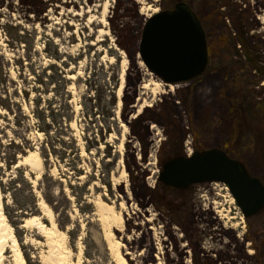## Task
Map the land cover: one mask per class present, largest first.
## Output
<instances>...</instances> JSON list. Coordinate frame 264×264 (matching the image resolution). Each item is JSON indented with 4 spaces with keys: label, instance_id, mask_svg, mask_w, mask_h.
<instances>
[{
    "label": "rangeland",
    "instance_id": "1",
    "mask_svg": "<svg viewBox=\"0 0 264 264\" xmlns=\"http://www.w3.org/2000/svg\"><path fill=\"white\" fill-rule=\"evenodd\" d=\"M179 2L206 30L210 64L172 97L153 95L141 88L151 74L134 69L147 20L140 12L152 16ZM50 65L70 80L74 116L62 121L63 91L43 95L52 101L43 103L46 135L32 88L33 73ZM141 99L152 107L134 118ZM0 100L14 112L0 106L4 212L26 264H46L44 256L47 264H120L126 249L116 243L128 248L136 231L127 212L145 204L164 239L161 264H264V211L246 219L222 183L183 191L159 180L167 160L218 148L264 182V0H0ZM52 108L64 113L61 121ZM27 156L34 166L23 163ZM206 208L216 218L222 212L219 225L204 227ZM35 217L48 228L56 223L58 234L22 227ZM135 247H151L148 264L158 263L153 235Z\"/></svg>",
    "mask_w": 264,
    "mask_h": 264
},
{
    "label": "water",
    "instance_id": "2",
    "mask_svg": "<svg viewBox=\"0 0 264 264\" xmlns=\"http://www.w3.org/2000/svg\"><path fill=\"white\" fill-rule=\"evenodd\" d=\"M138 54L149 72L165 85L179 86L198 79L210 64L205 30L184 2L145 21ZM159 180L180 190L198 184L222 183L228 186L246 219L264 211L263 182L243 162L222 149L194 151L169 159Z\"/></svg>",
    "mask_w": 264,
    "mask_h": 264
},
{
    "label": "bare ground",
    "instance_id": "3",
    "mask_svg": "<svg viewBox=\"0 0 264 264\" xmlns=\"http://www.w3.org/2000/svg\"><path fill=\"white\" fill-rule=\"evenodd\" d=\"M106 11H107V8L105 7L104 13ZM140 13L146 16V19H148L151 16L146 13H142V12ZM156 13H158V10H155L153 12V15ZM101 23H106V20L103 18ZM121 53L123 54V52ZM124 63L126 65L128 64V60L126 58H124ZM136 68L139 70V72L141 71L140 75L144 74L142 73V71L148 72L149 75L151 74L148 71V69L145 68V64L139 58V56H137V59L134 65V69ZM125 76H126L125 72H123L122 81L124 83L126 80ZM151 77L153 78L151 82L142 85L141 88L144 91H148L153 95H158V96H163V97L164 96L172 97L174 95V90L177 88V86L165 85L161 81L156 79L154 76H152V74H151ZM142 80H143V77H141V81L139 82V84L142 83ZM138 86L136 90L137 102L140 100V97H139L140 90ZM141 100H143L142 104L138 107L137 114L136 116H134V118H137L144 108L152 107L151 104L146 103L144 99H141ZM136 106L137 104L132 107L137 109ZM122 127L126 129V126L124 124L122 125ZM152 129H155V127L153 126ZM23 163L30 167L34 166V161L32 160L30 156L25 157L23 160ZM123 176L124 177L126 176V172H123ZM207 209L208 208L204 209L203 211L207 212L208 216H205L207 214L204 213L205 215H202L201 217L202 222L205 223L204 227L206 228L208 226L207 225L208 223L210 225H219V221L222 220V215H223L222 212L217 210V213H219L220 216L219 218L218 217L216 218L213 216L212 211L209 212ZM45 210L49 215L51 214L50 213L51 211L48 208H45ZM111 211L116 217V219H118V221L121 224H125L122 213H117L114 207H111ZM213 211H216V209L215 210L213 209ZM127 216H128L127 221L135 225L134 229H136V231L134 233L133 238L127 239L129 242L128 248L125 246L124 243L117 241L116 243L117 246H122L123 248L126 249L125 254L119 255V263L120 264H148L149 258L151 256V247H144L143 249L137 251V248L135 246L136 244L142 241L146 242L147 237H150V236L152 237L153 235V239L155 241V249H157V252L156 254H153V257H155V259L158 261L157 264H161L159 261L161 259V254H163L162 246H163L164 239L162 238L161 233L158 232V230L153 226V223L155 220H154L152 211L148 208L147 204H145L141 208H135L131 213L127 212ZM22 227L23 228L34 227L36 230L39 231V234L45 238H49L53 234H58V231L56 229V223H53V228H48L45 224L41 222V219L38 217L26 219L23 222ZM232 228H235V227H232ZM219 232H221V230L217 229L216 233L218 234ZM112 233H113V237L116 238V232L113 231ZM203 248L207 251H210L212 247L211 245H208L207 247H203ZM8 250L11 251V254H12L11 256H9V258L12 261V264H26V260L23 255L22 249L20 247V243L17 237L15 236L14 229L12 225L9 223L8 218L4 212V194L2 192L1 185H0V264H4L5 261L8 260L6 257V252ZM177 252L180 258H182L186 253V251L183 248H179L178 245H177ZM42 259H43V262H45L46 264L50 260L48 256H44V258ZM150 264H156V263H152V261H150Z\"/></svg>",
    "mask_w": 264,
    "mask_h": 264
},
{
    "label": "trees",
    "instance_id": "4",
    "mask_svg": "<svg viewBox=\"0 0 264 264\" xmlns=\"http://www.w3.org/2000/svg\"><path fill=\"white\" fill-rule=\"evenodd\" d=\"M54 58L58 61L60 60L58 55H56ZM33 75L35 76V87L32 88V91L36 93L34 99V105L35 108H37L36 117L39 119L41 123V127H39V130L40 132L49 135L52 129H51V125L48 123L47 120L48 114L46 113L45 106H43V103H46V105L48 104V107L50 108L52 101L51 100L44 101L43 95H49L50 93L57 94L60 93V91H63V93L61 94L63 98L62 99L63 102L61 104L62 106H64L65 109H67V116H65L62 120L61 118L64 113L61 114V112L57 111V109L54 110L53 108L51 109V115L54 122L57 120L60 121L62 120L65 122L67 120L72 119L74 116V109L71 105L72 95L69 92L70 80L67 79L65 70L59 69L58 66L56 65H50L44 70H42L40 73H33ZM26 96L27 99H29L30 96H28V92L26 93ZM114 100L115 101L113 105L115 107L117 105L115 96H114ZM0 101H2L3 103L6 102V100H0ZM0 106L4 109H7L10 113H14L11 104L8 105V104L0 103Z\"/></svg>",
    "mask_w": 264,
    "mask_h": 264
},
{
    "label": "flooded vegetation",
    "instance_id": "5",
    "mask_svg": "<svg viewBox=\"0 0 264 264\" xmlns=\"http://www.w3.org/2000/svg\"><path fill=\"white\" fill-rule=\"evenodd\" d=\"M204 28V27H203ZM205 30V29H204ZM205 33H206V30H205ZM208 35H207V33H206V37H207ZM207 40H208V37H207ZM135 100H137V98H135ZM190 188V187H189ZM185 190H187V189H185ZM184 191V190H183Z\"/></svg>",
    "mask_w": 264,
    "mask_h": 264
}]
</instances>
